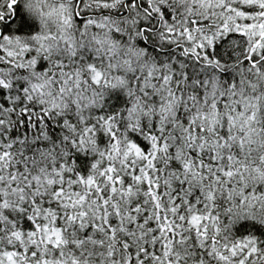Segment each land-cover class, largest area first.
I'll return each instance as SVG.
<instances>
[{"label":"snow or ice","instance_id":"6c2138e0","mask_svg":"<svg viewBox=\"0 0 264 264\" xmlns=\"http://www.w3.org/2000/svg\"><path fill=\"white\" fill-rule=\"evenodd\" d=\"M0 264H264V0H0Z\"/></svg>","mask_w":264,"mask_h":264}]
</instances>
